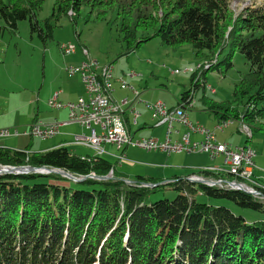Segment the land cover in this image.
<instances>
[{"label": "trees", "instance_id": "1", "mask_svg": "<svg viewBox=\"0 0 264 264\" xmlns=\"http://www.w3.org/2000/svg\"><path fill=\"white\" fill-rule=\"evenodd\" d=\"M45 1L0 0V17L12 31L28 19L47 43L63 16L75 21L83 8L97 17L114 14L128 53L156 36L173 47L191 44L210 63L191 75L194 89L208 71L233 68L234 53L240 52L251 66L235 85L238 105L206 96L204 103L217 123L233 119L248 124L252 138L264 134V0H250L238 13L235 0H54L51 16L41 21ZM226 48L231 52L222 58ZM192 92L184 91L179 105ZM2 165L49 166L76 176L113 171V177L75 182L56 173L0 175V264H264V220L249 222L224 205L196 198L200 193L264 214V202L243 190L177 177L169 182L177 196L154 201L157 179L138 176V184H127L128 176L103 155L84 158L66 146H0ZM145 182L158 185H139Z\"/></svg>", "mask_w": 264, "mask_h": 264}, {"label": "rangeland", "instance_id": "2", "mask_svg": "<svg viewBox=\"0 0 264 264\" xmlns=\"http://www.w3.org/2000/svg\"><path fill=\"white\" fill-rule=\"evenodd\" d=\"M54 2V0L45 1L38 13L39 20L42 21L51 16ZM248 3L250 0H235L232 3L233 11L238 13L242 6ZM71 15L75 16L76 14ZM113 16L114 14H109L107 17H97L95 13H89L87 8L82 9L75 17V21L71 16H63L54 29L53 38L47 43L39 36V32L32 31L28 19L20 21L16 31H12L6 27L5 21L0 17V130L9 129L14 133L17 129L20 132L19 135L0 139V146L16 150H25L27 147L37 150L40 146L51 144L61 137L57 134L54 138L36 140L25 132L28 131L35 119H38V122L47 123L55 120L60 112H63L54 110L48 102L55 93L53 92L51 95L50 89L54 87V90H60L66 77L73 76L68 74L69 68L67 67L70 65L67 60L73 58L74 55L65 54L61 48L63 44L68 43L77 46L75 53L83 55V49H88L89 58L84 54L87 57L84 61L91 59L97 62L100 73L105 67L111 68L112 93L118 103H122L124 99L128 98L129 104L125 106L128 109L131 103H134L135 98H137L136 105L143 102V105H138L139 110L136 108L143 117L140 118L138 125H132L134 140L143 137L164 138L165 131L168 130L167 125L157 126L151 119L152 116L146 102L162 100L170 109H175L173 106L178 105L182 93L192 90L194 97L181 101V105L178 107L186 111L191 122L202 124L210 129H215L213 126H216L217 121L215 115L204 103V96L217 103L230 106L238 105L237 102H234L235 85L251 66L243 54L235 51L234 66L227 72L222 73L213 69L205 75H201L200 85L194 89L191 75L195 72L186 73L184 69H196L203 63L202 69L199 71L202 72L210 67V63L203 62L202 58L196 55L191 44L173 47L163 44L160 37L156 36L140 48L128 53L126 45L122 42V35L118 31L117 23L114 21L115 16ZM150 33L153 34V31ZM230 52L231 50L226 48L222 58ZM176 69H180L182 72H172ZM79 75L77 74V76ZM79 78L81 80L82 76L80 75ZM118 80H125L129 86L130 84L136 86L139 94L135 96L132 91L122 88L121 83L117 82ZM87 96L86 91L79 98H87ZM58 99L63 103L77 101L65 102L62 98ZM81 125L74 124L72 129L79 131L74 134L89 135L91 130H87ZM173 125L174 129L188 130L179 122H174ZM240 127V122L235 121L224 131L217 130L218 140L225 141L233 147L251 145L257 152L258 170H264V134H255L248 142L247 135L240 130ZM198 136L197 140L203 139V136ZM103 146L112 152L105 154V157L117 165L119 172L128 176L126 179L136 181L138 176H144L158 180L160 187L152 193L154 201L163 198L174 199L177 196L178 192L169 185V182L177 177L191 181L190 176L193 174L210 176V173L203 171L206 167L216 165L225 167L224 158L213 159L210 154L204 152L168 154L161 150L148 151L135 145L125 147L123 151L118 150L112 144H103ZM77 147V151H83L90 155L97 152L95 149L81 145ZM120 153H125L126 160H121L122 162L118 160L117 155ZM117 161L119 162L117 163ZM111 173L113 177V171L109 174ZM193 183L197 184L198 182ZM79 186L84 189L96 187V185L87 183H81ZM196 198L199 201L224 205L235 214L244 216L249 222L256 219L264 220V214L242 208L232 201L212 199L200 195V193Z\"/></svg>", "mask_w": 264, "mask_h": 264}, {"label": "built area", "instance_id": "3", "mask_svg": "<svg viewBox=\"0 0 264 264\" xmlns=\"http://www.w3.org/2000/svg\"><path fill=\"white\" fill-rule=\"evenodd\" d=\"M61 48L65 54H74L77 51V46L73 43L63 44ZM83 52L88 57V49L84 48ZM68 68L69 75L80 74L82 76L88 94L87 98H79L73 103H63L58 99L60 92H56L48 103L54 110L67 108L70 122L82 124L91 130L90 136L76 135L75 140H81L85 145L94 147L99 155L106 152L103 144H112L122 151L129 145H135L148 151L161 150L168 154L204 152L210 154L213 159L224 158L225 167L219 165L206 167L203 171L210 173V176L193 174L190 176V180L203 181L210 187L222 189H226V185H236V190L250 188V194L264 202V170H258L256 164L257 152L251 145L233 147L228 143L220 142L216 131H224L225 129H219L218 123L215 129H210L201 124H194L189 120L186 111L179 108L170 109L162 100L152 103L146 102L155 124L157 126L167 125L169 136L172 133H180V130L174 129V122L186 126L188 132L183 135L181 141H172L169 136L165 140H159L155 137H143L134 140L127 127L124 115L131 112L136 123L140 113L134 103H131L128 109L125 108L129 104L127 98L122 103H118L114 97L109 95V92L111 93L113 90L111 68L109 66L105 67L100 73L98 63L91 59L82 62L78 66ZM184 72H197V70L185 69ZM120 83L122 88L130 87L125 80H120ZM132 89L136 95L139 94V91L134 87ZM224 121H226V129L235 122L234 120ZM240 124V130L248 138H252V135L245 132L244 123L240 122ZM60 125L59 122H35L25 134L32 139L46 140L60 133ZM19 134L20 132L17 129L14 133L9 129L0 130V139ZM193 134L201 135L203 139L192 140L191 136ZM117 158L122 162L127 157L124 153H120Z\"/></svg>", "mask_w": 264, "mask_h": 264}, {"label": "crops", "instance_id": "4", "mask_svg": "<svg viewBox=\"0 0 264 264\" xmlns=\"http://www.w3.org/2000/svg\"><path fill=\"white\" fill-rule=\"evenodd\" d=\"M68 55H74L73 58H70L67 60V63L70 65V66H78L80 65L85 59H87V57L80 53H75V54H68ZM91 58V57H90ZM69 66V67H70ZM68 68V67H67ZM99 71V69H98ZM69 74V73H68ZM80 76V75H79ZM79 76L76 75H73V76H69L68 78L66 77V80L65 82L63 83V86L60 90H54V87H52L50 89V94L52 95L53 92H60L59 94V98H62L63 101L65 102H71V101H76L78 100V98L82 95H84L86 93V89H85V86H84V83L82 82V79L80 80ZM78 77V78H77ZM117 82L120 83V80H118ZM130 84V83H129ZM205 85V84H204ZM132 87H134L136 90L137 87L134 86V85H131L130 84V87L128 88H124V89H127V90H130V92L132 91L134 93V90L132 89ZM113 88V87H112ZM53 90V91H52ZM113 91V90H112ZM109 92V95H111L112 97H114L113 93ZM139 91V90H138ZM145 91V90H144ZM143 91V92H144ZM141 92V93H143ZM53 93V95L55 94ZM135 94V93H134ZM53 95L50 97V99L53 97ZM136 96V94H135ZM49 99V100H50ZM115 99V97H114ZM128 99V98H127ZM137 98L134 99V104L136 105L135 101H136ZM138 105H143V102H140ZM138 105H136V108L138 109ZM179 105V103H178ZM177 105V106H178ZM177 106H173V107H177ZM179 108V107H177ZM63 111V112H60V114L57 116V118L53 121H50V122H59L61 123L60 125V133L58 135H60L61 137L57 138L53 143L51 144H47V145H44V146H40L39 148H37V150H32V151H45V150H48V149H53V148H56V147H61V146H66V147H70L69 149L71 150V152L73 153H76V154H79V155H82L83 157L85 156H88L90 154H87L86 152H83V151H77L76 148H78L77 146L81 145V146H84V147H88V148H91V149H95L94 147L92 146H88V145H85V144H79V145H76L74 143L75 141V136L78 135V134H74V133H78L79 131L77 130H74L72 129V127L79 123H75V122H70L68 119H69V110L67 108H63V109H59L58 111ZM139 110V109H138ZM62 113V114H61ZM151 114V112H150ZM143 117L142 116V113L140 115V117L137 119V122L135 123L134 122V116L131 112H127L125 115H124V118L126 120V124H127V127L129 129V131L133 132V129H132V125H135V124H139V120L140 118ZM152 119V117H151ZM40 121V120H39ZM34 122H38V119H35L33 121ZM40 122H44V121H40ZM50 122H47V123H50ZM32 123V124H33ZM46 123V122H45ZM31 124V125H32ZM146 124V123H145ZM81 125V124H80ZM202 125V124H201ZM217 125V124H216ZM82 127H84L85 129L88 130V128H86L85 126L81 125ZM161 127V126H160ZM213 127H216L215 125ZM180 130V129H179ZM188 130L184 129L183 131L180 130V133L179 134H171L170 136L168 135V130L165 131V135H164V138H158L159 140H165L168 136L171 138L172 141H181L183 139V135L187 132ZM79 135H84V136H90L91 135V131H90V134L89 135H86V134H79ZM57 136V135H56ZM55 136V137H56ZM70 137V138H68ZM54 138V137H53ZM157 138V137H155ZM197 138H199L198 135H192V140H197ZM202 139V138H201ZM220 142H223L222 140L219 139ZM225 143V141L223 142ZM3 147H6V146H3ZM104 147V146H103ZM75 148V149H74ZM105 153L102 154L104 157H105V154H111L112 152L108 151L105 147ZM97 151V149H95ZM125 154V153H124ZM94 155H99L98 154V151L94 153ZM257 164V163H256Z\"/></svg>", "mask_w": 264, "mask_h": 264}, {"label": "water", "instance_id": "5", "mask_svg": "<svg viewBox=\"0 0 264 264\" xmlns=\"http://www.w3.org/2000/svg\"><path fill=\"white\" fill-rule=\"evenodd\" d=\"M30 172H36V173H41V174L56 173V174H60L64 177H66V178H69L70 180L75 181V182H83L88 177L95 178L98 180L112 178V173L108 174L106 176H97L96 174H91V175H86V176H75L73 173H71L65 169L54 168V167H49V166L35 167L32 165H21V166L4 165L3 167L0 168V175L1 174H25V173H30ZM125 182H127L129 184H134L136 181L130 180V179H125ZM193 182H195V181H193ZM197 182L198 183H204L203 181H197ZM145 184H152L153 187L158 185V183L155 184V183H151V182H146Z\"/></svg>", "mask_w": 264, "mask_h": 264}, {"label": "bare ground", "instance_id": "6", "mask_svg": "<svg viewBox=\"0 0 264 264\" xmlns=\"http://www.w3.org/2000/svg\"><path fill=\"white\" fill-rule=\"evenodd\" d=\"M70 13L72 14V12H70ZM199 68H202V65H199L196 69H191V70H199ZM185 69H189V68H185ZM174 71H182V70L176 69V70H173L172 72H174ZM174 73H181V72H174ZM212 90L214 91V89H212ZM227 120H233V119H227ZM242 123H244V122H242ZM218 128L219 129H226V121L218 122ZM244 130L246 133H249L250 135H252V130H251L250 126L246 123H244ZM74 143L75 144H84L83 141H81V140H75ZM141 186L153 187L152 184H141ZM226 189L236 190V185H226ZM239 190H243V191L250 194V188H239Z\"/></svg>", "mask_w": 264, "mask_h": 264}]
</instances>
